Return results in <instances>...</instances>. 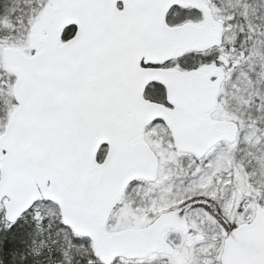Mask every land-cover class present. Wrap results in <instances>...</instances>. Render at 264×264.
<instances>
[{
	"label": "snow or ice",
	"instance_id": "1",
	"mask_svg": "<svg viewBox=\"0 0 264 264\" xmlns=\"http://www.w3.org/2000/svg\"><path fill=\"white\" fill-rule=\"evenodd\" d=\"M0 264H264V0H0Z\"/></svg>",
	"mask_w": 264,
	"mask_h": 264
}]
</instances>
